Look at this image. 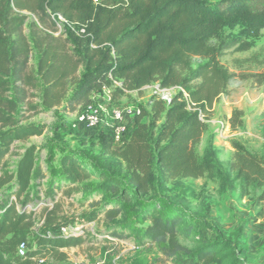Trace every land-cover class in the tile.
<instances>
[{"label":"trees","instance_id":"trees-1","mask_svg":"<svg viewBox=\"0 0 264 264\" xmlns=\"http://www.w3.org/2000/svg\"><path fill=\"white\" fill-rule=\"evenodd\" d=\"M58 16L85 32L68 30L55 36ZM262 32L264 0H0V264L65 262L64 250L82 245L83 237L58 235L69 223L56 226L54 213L45 220L51 236L37 234L28 206L41 195L54 201L57 191L81 185L103 200L82 215V222L102 220L108 240H132L138 248L156 246L177 264H246L243 244L233 249L228 241L211 243L202 236L201 248L183 246L181 232L187 237L204 234L202 227L195 232L186 217L193 220L195 214L174 200H136L134 194L148 197L157 185L214 177L212 156L201 159L197 148L209 130L214 105L237 76L221 58L229 50L250 51ZM243 78L264 86V73ZM116 82L121 86L113 88ZM70 83L74 89L67 97ZM153 84L184 88L205 120L199 111L188 110L182 95L170 104L154 96L151 106L142 107L129 122L121 145L103 129L78 128L100 138L101 157L124 162L128 184L69 150L59 161L58 174L45 186L48 175L38 164V147H17L46 130L30 122L26 113L64 105L74 112L90 105L93 94L105 87L112 88L115 102ZM36 99L40 104L33 103ZM244 116L236 109L227 119L233 132L245 128ZM149 118L153 125L161 123L155 139ZM232 148L231 171L245 188L260 190L258 201L264 203V158L239 141H233ZM11 155L18 158L13 170L7 160ZM93 177L98 181L89 185ZM22 242L28 246L24 257L17 253Z\"/></svg>","mask_w":264,"mask_h":264},{"label":"rangeland","instance_id":"rangeland-1","mask_svg":"<svg viewBox=\"0 0 264 264\" xmlns=\"http://www.w3.org/2000/svg\"><path fill=\"white\" fill-rule=\"evenodd\" d=\"M211 1L217 3L220 0ZM238 32L237 28L233 33ZM221 62L237 76L232 80L227 94L221 96L214 105L209 130L197 148L201 159L212 156L217 166L214 177L173 181L164 187L157 185L150 196L134 194V198L147 200L157 196L163 201L174 200L189 208L195 214L193 220H190L189 214L186 215L189 223L194 224L195 232L202 227L204 234L197 232L187 237L181 232L179 241L188 249L195 251L201 248L198 241L203 236L211 243L217 240L228 241L233 249H238L239 244H243L247 247V255L243 257L246 264H264V203L258 201L261 191L256 187L245 188L243 182L237 179L236 173L230 169L235 153L232 148L233 141L243 143L251 153L264 158V86H259L253 79L243 78L264 73V32L250 51L229 50L221 58ZM34 63L32 61L33 65ZM116 86L121 84L116 82L112 87ZM73 89L70 83L67 97L71 96ZM109 95L112 99L111 105L122 110L128 107L149 108L155 96L152 88H146L142 93H130L114 102V93L109 88L95 93L92 98L96 102ZM33 103L40 104V101L36 99ZM236 109H242L245 113V128L233 133L230 128L228 130L222 127V124H226L227 115H232ZM85 112L86 109L80 107L72 112L64 105L46 112L25 114L30 122L46 127L44 135L31 138L28 143L17 144V147H38V164L48 175L44 181L45 186L50 178L58 174L59 161L69 150L83 154L98 167L128 184L124 162L118 158L101 157L100 138H93L74 128V125H79ZM148 122L155 139L161 123L153 125L151 118ZM121 148L117 146V149ZM17 159L14 155L7 158L11 170L14 169ZM97 181L93 177L87 183L94 185ZM97 203L101 205L103 200L89 195L81 185L63 192L57 191L54 201L41 195L39 201L28 206V210L34 212L35 232L49 236L51 231L45 229V220L49 213H54L56 226L69 223L70 226L77 227L82 223V215L96 209ZM199 221L200 225L196 224ZM82 237V245L64 250L68 256L65 262L49 260L43 264H177L176 259L165 258L156 246L138 248L132 240H108L102 220L92 223ZM228 253L234 255L233 250Z\"/></svg>","mask_w":264,"mask_h":264},{"label":"built area","instance_id":"built-area-1","mask_svg":"<svg viewBox=\"0 0 264 264\" xmlns=\"http://www.w3.org/2000/svg\"><path fill=\"white\" fill-rule=\"evenodd\" d=\"M93 2L97 4L100 2V0H93ZM54 21L56 23V32L54 33L55 36H59L61 34L66 35L68 30L75 32L77 35L83 34L85 32L84 29L80 31L75 30L74 27L61 16H58V18L54 19ZM146 88H152L157 99L163 101L166 104H170L173 97L176 95H182V99L186 102L188 110L199 111L200 119L205 120V116L191 101L189 94L184 88H162L159 84L153 86L151 85ZM108 89L109 88L105 87L102 91H106ZM111 102L112 99L110 95L96 102L92 98V103L85 108L86 112L83 116L84 128L86 130L95 131L103 129L111 134L116 145H121L123 137L128 131V118L130 117L132 119L135 116L140 115L141 109L128 107L127 109L122 110L112 106ZM222 127L228 130L230 128L228 122H226V124H222ZM74 128H79V125H74ZM91 225L92 223L82 222L81 225L77 227H72L70 225L64 226L57 231V234L64 237L83 236L86 231H88V227ZM49 236H51V233ZM27 252L28 246L25 242H22L17 249V253L19 256L24 257L26 256ZM44 262L45 260H40L39 264H43Z\"/></svg>","mask_w":264,"mask_h":264},{"label":"crops","instance_id":"crops-1","mask_svg":"<svg viewBox=\"0 0 264 264\" xmlns=\"http://www.w3.org/2000/svg\"><path fill=\"white\" fill-rule=\"evenodd\" d=\"M216 105V104H215ZM215 107V106H214ZM242 110V109H240ZM231 114H228L227 117L230 118ZM129 122L132 120L130 117L128 118ZM82 128H84V120L82 119L79 123V130H81ZM234 133V132H233Z\"/></svg>","mask_w":264,"mask_h":264}]
</instances>
